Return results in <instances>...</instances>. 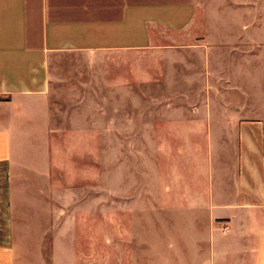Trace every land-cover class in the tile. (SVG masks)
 Returning a JSON list of instances; mask_svg holds the SVG:
<instances>
[{
	"label": "crops",
	"instance_id": "obj_1",
	"mask_svg": "<svg viewBox=\"0 0 264 264\" xmlns=\"http://www.w3.org/2000/svg\"><path fill=\"white\" fill-rule=\"evenodd\" d=\"M102 138L122 264H264V0H0V264H105Z\"/></svg>",
	"mask_w": 264,
	"mask_h": 264
},
{
	"label": "rangeland",
	"instance_id": "obj_2",
	"mask_svg": "<svg viewBox=\"0 0 264 264\" xmlns=\"http://www.w3.org/2000/svg\"><path fill=\"white\" fill-rule=\"evenodd\" d=\"M97 147H98V162H99V171L98 173H94V177L100 180V192L102 193V198H101V207L103 210V220L102 222L104 223V236L105 237V264H122L121 260H119V256L114 254L113 251V239L114 236L112 235V226H113V221L110 218L111 214V206H110V191H109V179L111 176V171H110V165L109 161L107 160V146H106V140L104 138L100 139L97 141ZM118 172H116V175L118 177ZM76 176V177H75ZM80 174H73L70 175V180L73 179H79L80 180ZM86 176V174H85ZM91 178V177H90ZM34 226V232H40V234L47 229L48 224H39V225H31L29 228H32ZM31 231V229H29ZM29 241H20V253L22 252L20 259L22 261V264H32L36 260H41L40 262L45 263V262H51L53 264L58 263L60 259H63V256L65 257L64 254L60 255H45V256H34L33 255V248H40L39 246H42L44 242L46 241L45 239H39L37 236L34 237V239L31 236V233H28ZM122 236V235H121ZM125 238L123 236L121 237V242L123 243ZM47 242V241H46Z\"/></svg>",
	"mask_w": 264,
	"mask_h": 264
}]
</instances>
